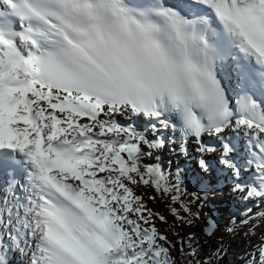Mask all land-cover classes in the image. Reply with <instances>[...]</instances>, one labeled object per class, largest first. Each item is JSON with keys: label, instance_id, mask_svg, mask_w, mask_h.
Returning a JSON list of instances; mask_svg holds the SVG:
<instances>
[{"label": "snow or ice", "instance_id": "obj_1", "mask_svg": "<svg viewBox=\"0 0 264 264\" xmlns=\"http://www.w3.org/2000/svg\"><path fill=\"white\" fill-rule=\"evenodd\" d=\"M225 55L237 68L235 96L218 75ZM252 86L264 95V0H0V167L27 169L31 264H173L153 222L164 217L134 191L169 193L159 164L142 166L145 156L159 161L164 142L119 115L171 125L202 154L215 151L203 136L216 137L232 190L264 201V100ZM229 128L248 137L251 181ZM172 187L177 203L178 178ZM8 199L4 191L0 225ZM257 251L264 257V243Z\"/></svg>", "mask_w": 264, "mask_h": 264}, {"label": "rangeland", "instance_id": "obj_2", "mask_svg": "<svg viewBox=\"0 0 264 264\" xmlns=\"http://www.w3.org/2000/svg\"><path fill=\"white\" fill-rule=\"evenodd\" d=\"M146 133L149 139H155L158 135L155 129L149 127L146 128ZM214 144L215 151L208 153V157L210 156L207 157L209 162L208 160L198 159V152L194 149L189 154L191 161L183 159L186 164L180 163L181 166L179 165V167H176L178 165L177 160L167 155L166 150L169 149L167 147L164 154L159 155L158 162L154 156L143 157V167L155 165V162L159 164L161 171L167 178L166 182L170 191L167 195H163L157 193L151 187L142 185L134 186V191L136 195L143 198V203L148 210L164 217L163 222L158 217H155L153 222L166 237L170 238L169 241L173 243L174 248L177 247L172 255L182 264H193L194 262L197 264L199 260L210 257L215 252L220 257L224 256L223 261H225V264H244V261L248 264H254V262L255 264H261L264 257H260L257 250L264 243V220L259 221L260 210L264 201L244 198L242 193L232 190L234 181L231 172L227 170L228 174L224 175L217 172L220 167L224 168L219 160L222 148L218 140ZM201 161L204 162L207 170L201 166ZM182 166L185 168H182ZM193 167L198 170L201 176L206 178V181L204 179L196 182L191 180L190 173ZM177 178L180 181L182 190L181 199L179 202L173 203L171 197L177 195V193L172 185L177 181ZM221 189L224 191H221ZM219 191H221V194ZM224 192L226 195H224ZM194 194H198L202 200L195 201ZM150 197L153 199H150ZM258 200L261 202L258 203ZM222 202L233 205L237 209L236 222L229 218L231 215L223 214L222 216V209L223 212L226 211V209L219 207ZM181 203L190 207L192 214L185 213L180 207ZM211 205H215V210L219 216L214 214ZM172 208L179 212L183 220L172 217L170 214ZM204 209L214 217L224 220L222 223L227 226L224 231L222 230L224 229L223 226L222 229L217 227L214 235L205 237L202 231ZM197 215L199 216L198 219L196 218ZM189 220L191 224L188 223ZM231 251L234 253L232 254ZM233 256L236 260L233 259ZM219 263L222 264V261ZM212 264L216 263L213 262Z\"/></svg>", "mask_w": 264, "mask_h": 264}, {"label": "bare ground", "instance_id": "obj_3", "mask_svg": "<svg viewBox=\"0 0 264 264\" xmlns=\"http://www.w3.org/2000/svg\"><path fill=\"white\" fill-rule=\"evenodd\" d=\"M126 116V115H125ZM138 119L140 120V118H138V116H134L133 118H132V120H136L137 121V123L136 124H133V123H127V124H123L124 126H127L128 124H132L135 128H136V130L137 131H139V132H142L146 137H148V135H147V133H146V127L144 126V123L142 124V123H140L139 121H138ZM155 126V127H154ZM153 127L154 128H156L155 129V131H156V133L158 134L157 135V137L158 138H160L163 142H164V146H163V148L161 149V150H159L157 153H155L154 155H160V156H162L163 154H164V152H165V148L167 147V148H169L168 150H166V152H167V155L169 156V157H172L174 160H177V163H178V165L176 166V167H179V165H180V163L181 164H186L185 163V161L183 160V159H186L187 161H190L191 159H190V157H189V154H190V152H192V149H191V147H192V144H191V142L189 141V142H185V143H183V145H184V149H185V152H181V143H178V142H175L174 140H173V135H172V133H171V128H172V126L171 125H169L168 127H165V126H163V125H161L159 122L158 123H156V122H153ZM152 132V131H151ZM210 136H208V135H204L203 136V142L206 144V145H208V146H211V144L213 143V141L212 140H210ZM214 144V143H213ZM212 144V145H213ZM145 151H147V149H145ZM160 151H162V152H160ZM161 153V154H160ZM163 153V154H162ZM208 153L209 152H206V153H200L199 151H198V159H201V160H206L207 159V157H208ZM188 158H189V160H188ZM161 159H162V157H161ZM183 161V162H182ZM158 162V161H157ZM155 164H156V162H155ZM181 166V165H180ZM184 166H182V168H183ZM185 168V167H184ZM181 171H182V169H181ZM189 171V170H188ZM181 173V172H180ZM165 175V174H164ZM190 175H191V180L193 181V182H196V181H198V180H200V179H202V177L203 176H201L200 175V173H198V170H196V168L194 169V167H193V169L191 170V173H190ZM189 175V176H190ZM166 177V176H165ZM201 181V180H200ZM19 211V210H18ZM260 212H264V202H263V204H262V208H261V210H260ZM208 216H209V213L206 211V209H204V212H203V220H206L207 218H208ZM264 220V217H261V215L259 216V221H263ZM3 241V245H5L6 246V244H7V242L5 241V240H2ZM12 249V248H11ZM3 251H5L3 248L2 249H0V254L2 255V257H1V259H0V264H16V262H18V259H17V257H16V255L15 254H11L10 255V257L9 258H6V260H5V253L7 252V251H10V247H9V249H6V251L3 253ZM18 264H26L24 261L23 262H18Z\"/></svg>", "mask_w": 264, "mask_h": 264}, {"label": "water", "instance_id": "obj_4", "mask_svg": "<svg viewBox=\"0 0 264 264\" xmlns=\"http://www.w3.org/2000/svg\"><path fill=\"white\" fill-rule=\"evenodd\" d=\"M209 221L212 222L211 225L209 224ZM216 224H217V222H216L215 218L212 217V216H209L208 219H206L203 222L202 228H203V231H204V234H205L206 237H210V236L215 234V232H216ZM206 229H207V231H206ZM199 264H207V263L204 260H201L199 262Z\"/></svg>", "mask_w": 264, "mask_h": 264}, {"label": "trees", "instance_id": "obj_5", "mask_svg": "<svg viewBox=\"0 0 264 264\" xmlns=\"http://www.w3.org/2000/svg\"><path fill=\"white\" fill-rule=\"evenodd\" d=\"M167 238H168V241H169L170 238H169V237H167ZM169 245H170V246H169ZM169 245H166V246H169V253H170L171 260L173 261V264H182V262L176 260V259H175V256L172 255V254H173V251L176 250L177 247L174 248L173 243H171L170 241H169ZM216 256H217V255H216ZM217 258H218V257H217ZM222 259H223V255H222V257H220V258L218 259V261H219V260H222ZM204 260H205V262H206L207 264H211V263L213 262L214 258H213V257H211V258H205ZM193 264H196V263L194 262Z\"/></svg>", "mask_w": 264, "mask_h": 264}]
</instances>
